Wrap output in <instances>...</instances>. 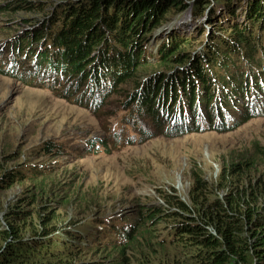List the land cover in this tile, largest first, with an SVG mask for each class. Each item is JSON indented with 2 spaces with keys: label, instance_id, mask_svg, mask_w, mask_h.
<instances>
[{
  "label": "rangeland",
  "instance_id": "obj_1",
  "mask_svg": "<svg viewBox=\"0 0 264 264\" xmlns=\"http://www.w3.org/2000/svg\"><path fill=\"white\" fill-rule=\"evenodd\" d=\"M59 1L67 0H0V45L6 46L3 41L13 38L18 32L26 29L27 22L23 21L28 15L17 6L29 2L35 5L44 3L48 6ZM226 1L230 2L224 6L222 3L216 4L217 0H212L210 5L207 4L204 12L196 17L193 13L192 1H186L189 6L171 15L170 19L178 14L185 16L191 12V28L184 34L186 37L195 36L200 41L207 39L206 42L210 45L212 29L217 28L215 24L230 25L241 22L246 2L250 0ZM7 5H9L7 9L2 7ZM68 8V4L59 7L55 10L54 17L63 20L62 13ZM208 10L210 14L208 20H205L204 15ZM28 25L30 24L26 26ZM193 25L199 27L198 31L201 34L195 32ZM197 43L192 45L193 51L197 49ZM215 45L219 51L220 63H217L214 53L207 46L204 52L209 68L216 72L219 82L224 83L222 81L224 78L233 83L226 85L227 91L222 94L229 101V107L227 105L225 109L229 110L233 106L243 108L250 96L245 92L236 91V82L224 63L223 50L216 39ZM138 47L140 48L141 45ZM2 49L0 46V50ZM194 53L196 58L193 55L191 61L195 59L197 68H205L204 62L198 58L196 52ZM143 55L145 57L146 50L143 51ZM3 68L5 65L0 57V169L3 171L4 167L16 166L23 160L53 159L56 157L55 152L41 151L43 146H49L51 142L60 146L63 151V154L58 156L59 162L43 174L46 175L45 177L39 176L40 178L31 180L11 179L7 185L10 186L9 188L0 186V219L3 221L4 214L11 208L23 209L24 220L18 219L17 223L15 219L9 218V221L16 224L15 232L23 234L25 239L42 226L39 224L40 219L48 220L52 217L53 220L47 221L46 226L61 228L75 219L88 220L92 217L96 219L101 214L115 212H122L117 219L120 226H117L115 234L120 236L126 224L136 225L140 222L137 212L141 202L159 203L167 208L172 206L168 203L167 197L174 196L189 204L188 193L194 184V177L198 174L202 175L215 190V182L222 167L234 164L244 156L253 155L259 146L258 150L264 148V112H262L250 116L246 121L242 118L241 122L226 128V131L189 130L185 133L169 135H162L167 125L166 118L160 117L165 124L163 126L162 123L151 121L149 116H145L143 122L146 124L140 128L141 134L145 135L134 138L132 142L112 144L111 150L107 152L83 151L79 147L83 139L91 136L104 137L114 119L123 121L122 118H126L131 121L129 110L133 112L138 108L139 113V103L134 101L136 103L123 104L132 101L118 100L116 94L111 93L109 97L100 101L102 105L99 102L101 105L99 108V104L93 106L91 102H84L81 94L84 84L72 92V85L53 86L32 78L21 80L17 76L2 74ZM142 69L147 70L145 66H142ZM162 77H167L170 83L172 74H163ZM193 95L189 93L190 103H193ZM182 100H186L183 94ZM167 104L168 100L163 105L164 109L174 107V104L168 107ZM106 109L111 112L110 116L106 117L104 114ZM196 121L201 126L205 125L201 117L196 118ZM129 131L133 135L137 134V130L132 127ZM23 166L21 164V167ZM254 169L255 176L264 174L263 165L255 166ZM2 171H0V179ZM223 189L224 187L221 190ZM221 190L218 193H221ZM185 212H189L192 216L196 215L195 209L191 207ZM125 214L128 217H124ZM178 221L177 218L175 222ZM152 224L150 223V226H153L156 237L165 239L164 228L173 224V221ZM150 234L153 236L152 232ZM59 238L57 235L53 236L49 246L54 248L59 245ZM105 250L111 252L110 247L91 249L87 244L78 245L76 252L66 253L68 260L65 264H100L102 261L104 264H110V260L116 258V255L112 254L107 258ZM60 260L62 262L52 259L28 262L29 264H64L66 261L65 259L58 261Z\"/></svg>",
  "mask_w": 264,
  "mask_h": 264
},
{
  "label": "trees",
  "instance_id": "obj_2",
  "mask_svg": "<svg viewBox=\"0 0 264 264\" xmlns=\"http://www.w3.org/2000/svg\"><path fill=\"white\" fill-rule=\"evenodd\" d=\"M186 1H192L196 17L212 0H67L54 8L53 4L25 3L17 7L28 15L23 22L29 23L30 27L25 25L14 55L20 57L25 53L21 45L28 42L30 48L27 53L31 54L32 47L44 39L43 51L38 54L41 66L45 67L47 63L50 71L74 80V89L84 84L81 88L84 100L96 91H106V98L115 93L118 100L137 101L151 121L163 123L159 112H162L167 100V107L171 105V99L176 100L178 87L172 83V77L169 83L162 75L191 58V43L197 37L174 38L172 45L155 60L141 59L138 46L143 45L152 28L185 10L189 6ZM229 2L217 0L216 4L227 6ZM67 4L69 8L62 13L63 20L54 17L55 10ZM246 6L248 11H257L255 20H264V0H250ZM2 7L7 9L9 5ZM37 18L38 24H34ZM236 33L240 31L236 30ZM198 34L201 32L198 31ZM47 42L53 47V56L49 55ZM27 53L24 55L26 61L30 55ZM142 66L147 70H143ZM205 71L208 75L209 72L215 73ZM1 73L6 74L3 70ZM203 94L202 102L199 98L194 99L201 102L207 113H211L214 105L212 89L205 90ZM85 102L88 103L89 99ZM104 114L107 117L111 112L106 109ZM248 118L243 117V121ZM170 133L166 131L162 135ZM259 147L253 155L222 167L215 190L202 175L194 177V184L188 193L189 204L174 196L167 197L172 205L167 208L162 204L141 202L137 212L140 222L133 223L126 242L111 244V252L105 250L107 258L116 255L110 264H264V174L253 175L255 166H264V148L258 150ZM46 149L47 153H51L47 145ZM8 167H4L3 171L0 169L1 187H8L10 180L16 179L15 171ZM219 190L221 193H218ZM189 207L195 209L196 215L185 212ZM24 212L23 209L11 208L4 214L3 221L0 219V264H29V260L44 259L57 262L65 259V264L68 258L63 249L67 245L50 249L49 246H32V242L29 247L21 244L25 238L20 232H15L16 224L11 223L9 218L16 222L24 220ZM177 218L179 221L173 225L174 240L171 243L156 237L150 223L175 222ZM52 220V217L40 219L42 226L32 232L36 235L26 237L49 233L50 228L45 223ZM100 264H104L103 261Z\"/></svg>",
  "mask_w": 264,
  "mask_h": 264
},
{
  "label": "clouds",
  "instance_id": "obj_3",
  "mask_svg": "<svg viewBox=\"0 0 264 264\" xmlns=\"http://www.w3.org/2000/svg\"><path fill=\"white\" fill-rule=\"evenodd\" d=\"M37 20H38V18L34 21V24L37 23ZM28 27L29 26H26V28H28ZM160 29H161L160 28V25L157 26V27H155V28H152L151 31H150V35L151 36L150 35L149 36L152 37V35H153L152 31L153 30L158 31ZM236 30L237 31H240V29H237L235 27V28L229 30L228 32H225V34L228 35L231 39L237 40V37H239L240 38L239 40H241L242 39V34H241V32L240 33H236ZM20 33H21V31H20ZM156 38H160V36L159 37H156ZM146 42L147 41L145 40V41H143L142 44L144 45ZM243 44H245V42H243ZM191 45H193V43H191ZM190 51H192V56L193 55L195 56V53L194 52H196V50L193 51V48H192ZM140 54H141V52H140ZM142 56H143V54L139 55V57L141 59H143ZM144 60L148 61V60H151V59H144ZM190 62H191V59H188V61H185L182 66L174 67V69H171L169 72H164V74H166V75L172 74V76L173 75L177 76L178 73H181L182 72L183 67H186ZM180 68H181V70H180ZM65 79L68 82L72 83V87H73L75 81L72 80V79H70V78H65ZM131 103H136V102L132 101V102L128 103V105L131 104ZM170 103L171 104H174L173 99L170 100ZM98 104L93 105V106H97ZM164 110H166V109L163 108L162 109V112H159L160 117L165 118ZM261 113H259V114H261ZM139 114H140L141 118H145V116H146V113L144 112V110L141 111L139 109ZM255 115H257V114H255ZM250 116H253V115L240 116V117H238V119L236 121H234L233 124L232 123H229V122H225L222 119H220L219 122H217L216 124H214V122H211L210 127L203 128V129L202 128L201 129H194V130H191V131H201V130H206V129H221V128H225L226 129V128H230V127L234 126V124L239 119H241L243 117H250ZM162 124H163V126L165 125L164 123H162ZM164 129H165V132L166 131H170L171 133H183V132L185 133V132H188L190 130V129H186V130L181 131V132H175V130L174 129L172 130L171 128H164ZM91 139L98 141L97 140V137L91 136L89 138L83 139L80 143H85L86 141H89ZM132 140L133 139L128 140L126 142H132ZM100 141L103 144L106 145V143L103 140H100ZM43 148H45V149H43ZM48 148L51 149V153L52 152H55L56 153V157H54L53 159H48V160H46L44 158H38V159L33 160V161L23 160L21 162V164L24 165L23 167H21V164H17L16 166H11L9 168V170H11L12 172L15 171L13 173L16 175V179H30L31 180L32 178H37V177L45 174L46 172H48L50 169H52L59 162L58 156H60V155L63 154V151L60 149V146H56V144L53 143V142H51V144L48 146ZM41 151L44 152V153H47L46 152L47 151L46 146H43ZM157 204H159V203H157ZM120 213H122V212H120ZM101 215H103V214H101ZM124 217H128V215L127 216L124 215ZM78 220H80V219L72 220L67 226H64V227H61V228H59V227H50V232L49 233H47L45 235H42V236H39V237H29V238H26L25 240H23L25 242H23L21 244H24L25 246H28L29 247L30 243L32 242V246H35V244H36V247L38 245L49 246L50 239L53 236L57 235V236L60 237L59 238V245H61V246L67 245V248L63 249L65 253H70L72 251L73 252H76L78 246L76 248H69L68 245L71 242H76L75 240H78L79 241L80 238H84L83 236H81L83 233L77 232L75 229H73V224L76 221H78ZM175 223H177V222H173V224H170L169 226H165V228H164V231H165V239H163V238H159V239H163L166 243H171L172 240H174V236H172V234H173V228H174L173 225ZM116 229L117 228L114 227L113 228V232L116 231ZM131 229H132V225L130 223L126 224V228L123 231L124 232V234H123L124 235L123 241L121 243L114 242V244L122 245L123 243H125L126 242V238H128V236H129V234H126L125 232H127V231L131 232ZM76 243L78 245L87 244L89 247H91V249L107 248V247H110L111 244H113V243H107V244H104L103 243V245H101L102 247H98V246H94L92 244V242H87V243H84V244H80V242H76ZM52 244H54V243H51V245ZM59 245H56L55 247H58ZM49 248L51 249L52 247L49 246Z\"/></svg>",
  "mask_w": 264,
  "mask_h": 264
},
{
  "label": "bare ground",
  "instance_id": "obj_4",
  "mask_svg": "<svg viewBox=\"0 0 264 264\" xmlns=\"http://www.w3.org/2000/svg\"><path fill=\"white\" fill-rule=\"evenodd\" d=\"M252 4V3H251ZM249 5V4H248ZM256 7V6H255ZM52 9V8H51ZM193 15V14H192ZM176 27L182 31H189V29L191 28L190 26V18L189 17H185L182 19L177 20L176 22ZM213 36V35H212ZM29 44V42H28ZM3 48V46H2Z\"/></svg>",
  "mask_w": 264,
  "mask_h": 264
}]
</instances>
